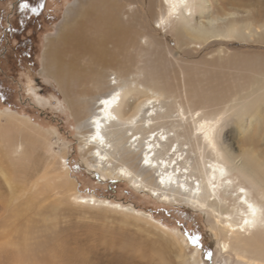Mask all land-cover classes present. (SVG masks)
<instances>
[{"label":"rangeland","instance_id":"obj_1","mask_svg":"<svg viewBox=\"0 0 264 264\" xmlns=\"http://www.w3.org/2000/svg\"><path fill=\"white\" fill-rule=\"evenodd\" d=\"M85 1L88 0H28L32 6L44 5L33 13L21 12L20 0H0V130L8 118L16 116L29 121V126L41 133V145L34 150L36 154L33 152L37 160L31 161L26 172H18L14 193L0 177V264H116L120 260L128 264H163L159 248L166 250L165 264H180L176 256L179 246H183L189 263L195 259L191 251L198 248L210 264H234L233 256L226 259L218 252L213 217L192 207L186 195L176 193V187L164 190L158 186L160 172L148 168L150 164L141 160L138 149L134 151L123 144L121 149L111 151V159L112 164L124 163L139 180L152 186L144 191L137 190L128 179H104L100 171L94 174L83 165L85 161L96 164L84 139L90 134V117L97 107L95 98L108 94L110 87L104 85L80 97L83 112L78 118L71 106L73 100L64 97L45 69L44 53L49 37L57 34L67 13ZM138 2L134 5L135 10L140 9L137 21L156 42L151 45L144 40L143 48L137 49L126 43L128 49L115 50L116 57L129 63L121 80L128 81L130 87L124 100L125 112L149 93L158 95L162 104L158 112L164 113L173 103L164 83L175 90L186 88L189 99H196L206 110L221 108L236 92H246L254 76L264 71V39L258 40L264 31V0H195V8L187 14L190 32L205 26L217 31L234 24L242 27L245 37L213 38L202 45L185 37L179 41L174 28L152 31L156 17L152 13L148 25L141 13V0ZM216 41L226 45L213 44ZM108 74L116 76L112 71ZM247 106L241 118L230 117L220 131V139L236 157L225 163V177L231 180L224 190L236 194V187L242 185L263 219L264 167L255 168L252 159L260 156L264 164V95ZM168 122L167 130L182 133L183 122L181 126L178 121ZM114 130H107L113 139ZM24 148L27 150L26 141V151ZM20 153L18 149L15 157ZM205 155V160L215 156L209 151ZM185 156L189 157L188 173L195 175L193 179H202L193 169L198 151L191 147ZM178 160L182 163L180 157ZM174 161L171 164L177 172L186 171L185 167L178 170L180 163ZM241 162H250L253 168L244 172ZM77 190L81 196H94V201L76 200L72 194ZM220 196L223 191L217 198ZM217 198L212 196L211 200ZM246 209L249 212V206ZM148 214L166 228L153 225ZM193 235L200 237L198 244L191 242Z\"/></svg>","mask_w":264,"mask_h":264},{"label":"bare ground","instance_id":"obj_2","mask_svg":"<svg viewBox=\"0 0 264 264\" xmlns=\"http://www.w3.org/2000/svg\"><path fill=\"white\" fill-rule=\"evenodd\" d=\"M138 1L88 0L85 3L78 2L75 9L67 11L66 18L57 34L48 39L44 53V67L48 74L56 80L64 97L73 100L71 106L74 107L72 109L78 118L83 112L80 97H87L92 94L93 89H101L104 85L110 87L108 94L96 96L97 107L94 115L90 117V134L87 139H84L87 152L96 164L85 161L83 165L94 174L100 171L104 179H128L137 190L144 191L145 187L150 186L151 188L152 186L139 180V176L124 163L112 164L111 159V151L121 149L123 144L129 145L131 150L138 149L142 155L141 160L146 165L150 164L148 168L160 172L158 186L164 190H172L176 187V193L186 195L192 207L203 209L213 217V234L219 253H223L226 259L233 256L234 264H264V218L262 219L255 202L247 197V192L242 185L236 187V194L224 190L229 187L228 182L231 180L225 177L228 173L225 163L235 160L236 157L233 150L228 145L226 146L225 141L219 137L226 120L232 116L241 118L248 109L247 105L257 103L264 95V71L254 76L251 84L245 89L246 92H241V90L236 92L228 104L220 105L221 108L206 110L196 99H189L186 88L181 87L175 90L164 83V90L169 89L168 93L173 99V103L164 113L158 112V109L162 108L158 95L152 94L151 96L149 93L140 103L125 112L123 105L130 87L128 81L121 80L124 78V71L129 63L127 60H120V57H116L114 53L120 50L119 48L123 50L127 47L128 49L129 45L126 43H131L137 49V47L143 48L141 42L144 40V43L151 45L156 42L146 27L144 25L141 27V23L137 21V12L140 9L135 10L134 5ZM194 1L141 0L143 5L141 13L147 23L151 20V14L154 13L152 15L156 17V25L150 27L152 31L174 28L179 41L186 38L191 43L202 45L219 37L233 36L242 40L245 38L242 34V27L234 24L217 31L205 26L200 30L194 28V32H190L191 26L187 25L190 23L187 20V14L188 12L191 14L195 8ZM223 6L225 8V4ZM261 39H264V31L259 35L258 40ZM217 42L226 45L225 42L220 41L213 42V44ZM116 68H120L121 71L118 72ZM109 71L116 76L111 78ZM150 90L154 89L150 88ZM105 101L108 103H104ZM168 121L172 123L178 121L179 126L183 122L185 127L182 133L167 130L165 125L169 123ZM112 128H115L112 132L115 139L108 136L109 131L107 130ZM40 134L35 127L29 126V121L16 116L8 118L2 125L0 130V177L10 193L16 191L18 172H26L30 164L37 160L33 152L41 145ZM23 141L27 144V150L24 148L26 151L23 150ZM191 147L198 151V161L193 169L200 174L202 179L196 177L193 179L195 175L188 173L189 167L186 164L189 162V157L183 156ZM18 149H21L22 153L19 157L18 155L15 157L14 154ZM206 151L215 156L205 160ZM179 157L182 163L178 162ZM173 160H176L174 163H180L178 170L185 167L186 171L177 172L176 168L172 167ZM252 165L255 168L264 167L263 159L256 156L252 159ZM239 166L244 169V172H249V168H253L250 162H241ZM69 187L73 189L74 184ZM221 191H223V196L217 198ZM78 192L77 190L72 194L76 200L83 203L94 201V196H81ZM212 196L217 199L211 200ZM103 201L109 203L108 200ZM116 205L121 206L117 203ZM246 205L249 206V212ZM147 217L152 219L153 225L166 228L150 214ZM171 239L176 240L175 237ZM164 250V248L158 250V256L163 264L166 261ZM191 253L195 259L189 263L183 246H179L176 253L179 263L210 264L198 248L192 250ZM116 264H128V262L120 260Z\"/></svg>","mask_w":264,"mask_h":264},{"label":"snow or ice","instance_id":"obj_3","mask_svg":"<svg viewBox=\"0 0 264 264\" xmlns=\"http://www.w3.org/2000/svg\"><path fill=\"white\" fill-rule=\"evenodd\" d=\"M44 5L42 3L36 4V6H32L29 4L28 0H20L19 2V10L23 12L24 10H30L33 13L38 12ZM104 103H108L105 101ZM190 240L193 244H198L200 237L198 235L190 236ZM209 258H211V253L208 254Z\"/></svg>","mask_w":264,"mask_h":264}]
</instances>
